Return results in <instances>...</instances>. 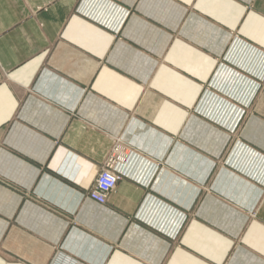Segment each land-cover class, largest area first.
<instances>
[{"label": "crops", "instance_id": "obj_1", "mask_svg": "<svg viewBox=\"0 0 264 264\" xmlns=\"http://www.w3.org/2000/svg\"><path fill=\"white\" fill-rule=\"evenodd\" d=\"M0 264H264V0H0Z\"/></svg>", "mask_w": 264, "mask_h": 264}, {"label": "built area", "instance_id": "obj_2", "mask_svg": "<svg viewBox=\"0 0 264 264\" xmlns=\"http://www.w3.org/2000/svg\"><path fill=\"white\" fill-rule=\"evenodd\" d=\"M123 172L119 169L115 159L104 162L97 173L92 188L88 191L87 197L98 206H104L107 197L115 189L118 181L122 178Z\"/></svg>", "mask_w": 264, "mask_h": 264}, {"label": "rangeland", "instance_id": "obj_3", "mask_svg": "<svg viewBox=\"0 0 264 264\" xmlns=\"http://www.w3.org/2000/svg\"><path fill=\"white\" fill-rule=\"evenodd\" d=\"M127 15H128V13H125V14L123 15L121 23L126 19ZM115 33H117V31H115ZM246 69H248V68H246ZM261 81H262V80H261ZM201 103H202V102H201ZM201 103L199 104L198 109H199ZM198 109H195V111H194V112H195V115L198 116V117H200V118H202L203 114H202ZM242 116H244V115H243V111H242L241 115L238 116V122L236 123V125H235L234 128L232 127V130L229 129L227 126H225V127H227V128H225V127H224V128L227 129L229 133H234V132L237 130V128H238V126H239V124H240V122H241L240 119L242 118ZM222 127H223V125H222ZM115 149H116V148H115ZM111 157L114 158L113 153H111V155H109L108 157H106L105 160H104V162H106V161L109 160V159L111 160ZM104 162H103V164H104ZM103 164H102V165H103ZM118 166H119V165H118ZM101 167H102V166H101ZM101 167H100V168H101ZM99 170H100V169H99ZM94 179H95V178H94ZM87 194H88V193H87Z\"/></svg>", "mask_w": 264, "mask_h": 264}, {"label": "bare ground", "instance_id": "obj_4", "mask_svg": "<svg viewBox=\"0 0 264 264\" xmlns=\"http://www.w3.org/2000/svg\"><path fill=\"white\" fill-rule=\"evenodd\" d=\"M217 76L220 77L221 79H228L229 76H232V73L229 72V70L222 69L220 72L217 73Z\"/></svg>", "mask_w": 264, "mask_h": 264}]
</instances>
